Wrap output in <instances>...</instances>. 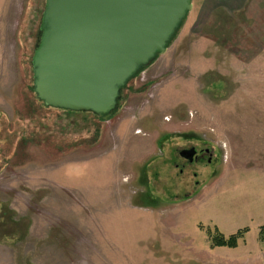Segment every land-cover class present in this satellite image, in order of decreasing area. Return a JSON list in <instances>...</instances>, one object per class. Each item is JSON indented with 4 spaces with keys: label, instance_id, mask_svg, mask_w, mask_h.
<instances>
[{
    "label": "rangeland",
    "instance_id": "1",
    "mask_svg": "<svg viewBox=\"0 0 264 264\" xmlns=\"http://www.w3.org/2000/svg\"><path fill=\"white\" fill-rule=\"evenodd\" d=\"M191 3L103 121L36 99L45 0H0V264L197 262L208 230L243 228L223 263L264 264V49L218 1ZM190 147L210 160L183 161Z\"/></svg>",
    "mask_w": 264,
    "mask_h": 264
},
{
    "label": "water",
    "instance_id": "2",
    "mask_svg": "<svg viewBox=\"0 0 264 264\" xmlns=\"http://www.w3.org/2000/svg\"><path fill=\"white\" fill-rule=\"evenodd\" d=\"M191 1L45 0L31 57L36 99L108 120L125 84L164 54ZM194 154L181 156L192 160Z\"/></svg>",
    "mask_w": 264,
    "mask_h": 264
},
{
    "label": "crops",
    "instance_id": "3",
    "mask_svg": "<svg viewBox=\"0 0 264 264\" xmlns=\"http://www.w3.org/2000/svg\"><path fill=\"white\" fill-rule=\"evenodd\" d=\"M220 3V18H223L222 23L220 22V25H223L226 23V25H230L232 22L236 25L237 31H242L241 27L242 25H248L250 27V33L252 41L257 42L255 44V48L259 50V53L262 49H264V0H216ZM239 17H242L243 23L239 21ZM239 27V28H238ZM226 30H232L230 27H224L223 32ZM221 42V40H220ZM220 48L225 50L227 52V55L230 54L228 52L227 47L221 45ZM232 51V50H231ZM230 55L231 57H235V54L233 51ZM258 79L261 80L260 75L257 76ZM220 232V231H219ZM221 233V232H220ZM207 251H210V253L201 252L196 255L199 256L197 259L201 262V264H208V262L212 261L215 264H224V259L220 257V250L221 247H210L206 246ZM260 251V250H259ZM264 250L260 251L263 252ZM204 253V254H203ZM223 257H227L224 254H221ZM197 260L195 262L194 260H185L184 263H181L178 260H171L170 264H200V262ZM221 261V262H220ZM204 262V263H202ZM250 263V262H249Z\"/></svg>",
    "mask_w": 264,
    "mask_h": 264
},
{
    "label": "trees",
    "instance_id": "4",
    "mask_svg": "<svg viewBox=\"0 0 264 264\" xmlns=\"http://www.w3.org/2000/svg\"><path fill=\"white\" fill-rule=\"evenodd\" d=\"M41 18H42V16H41ZM40 24H41V20H40ZM40 24H39L38 29H37V43H36V45L38 44V41H39V38H40V33H41V31L39 29ZM88 114H91V113H88ZM93 116H95V115H93ZM246 232H247V229L246 228H243L242 230H238L234 234L229 235L227 237H225L224 235H222L221 233H218V232H213L212 233L209 230H208L207 233H208V237H209V239L211 241V245H210L211 247L236 248L237 245H238V241L239 240H243L244 234ZM258 241L260 243H263L264 244V224L261 225L258 228Z\"/></svg>",
    "mask_w": 264,
    "mask_h": 264
},
{
    "label": "flooded vegetation",
    "instance_id": "5",
    "mask_svg": "<svg viewBox=\"0 0 264 264\" xmlns=\"http://www.w3.org/2000/svg\"><path fill=\"white\" fill-rule=\"evenodd\" d=\"M191 149H193V150L195 151V154H194L192 160H188V159L183 158V157L181 156V153H183L184 151H187V150H191ZM199 156H205L206 161H208V160H210V157L212 156V153H211L207 148H205V149H198V148H197V149H196V148H193V147H190V148H187V149H182L181 151H179V157H180L183 161H185V162H187V163H190V164H192L194 161H197L198 158H199Z\"/></svg>",
    "mask_w": 264,
    "mask_h": 264
}]
</instances>
